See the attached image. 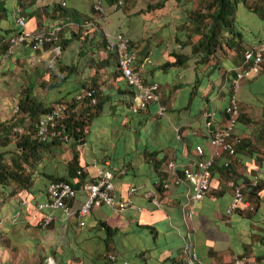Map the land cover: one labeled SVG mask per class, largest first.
Here are the masks:
<instances>
[{
    "label": "crops",
    "instance_id": "obj_1",
    "mask_svg": "<svg viewBox=\"0 0 264 264\" xmlns=\"http://www.w3.org/2000/svg\"><path fill=\"white\" fill-rule=\"evenodd\" d=\"M53 2H62L69 11V15L58 14L55 17V23L61 22L68 28L65 31V38L70 39L77 29L80 31L77 32L78 37L65 46L64 55L59 60V67L56 70H60L63 65L73 66L68 63L69 60L75 61L78 56H83L87 64L81 63L80 68L83 67V71L81 69V73L76 76V82L81 86L85 84L86 87L89 83L97 82L105 96L110 95L113 99L117 97V104L113 101L104 103V113L105 110L111 113V124L115 115L122 126L131 125L135 118L138 121L137 125L154 122L159 128L167 127L172 136L169 140L162 134L163 129H160L159 136L152 140L148 139L150 141L147 144H142V125L139 131L134 129L136 141L132 136L129 143L131 144L129 147L137 148L128 150L125 147L126 152L117 159H111L104 154L110 145H105L103 142L100 147L103 154L100 157L95 156L93 149L88 159L83 156L84 152L81 153L80 161L85 171L89 173V178L86 179H92L101 167H108L114 171L113 196L117 200H126L129 196V188L137 186L138 190L132 204L126 209L120 210L110 205L95 206L80 219L77 210L87 196L85 191H81L72 202L75 213L66 217L60 210H56L54 213L58 218H55L53 226L46 231L44 230L46 227L41 225L45 211L39 210L35 205L46 199L47 185L45 182L34 184L28 197L31 198L33 205L28 207L25 201H21L23 212L20 213V220L29 223L30 228L38 224L43 227L44 237L33 238L36 245L35 252L41 250L42 255L48 254L52 259L54 258L51 253L54 252V256L60 261L63 260L61 261L63 264H233L235 254L245 256L249 264H264V144H256L250 135L246 141L245 154L241 152L233 163L238 181L233 178V171L224 167L225 157L215 158L210 190L198 203L191 218L186 214L190 184L177 183L175 175L168 167L169 175L165 181V189L159 191L158 185L164 182L161 170L165 171V166L158 171L149 164L152 161L147 162L142 154L145 151L143 149L156 150L159 158L168 154L169 161L175 162L180 168L195 160L197 145H202L207 155H210L215 145L210 129L206 127L204 112L207 109H215L220 124L223 120L222 108L224 111L230 100L223 91L218 95L212 94L211 99H207L209 97L207 86L203 90L202 100L195 108H191L190 103L173 107L183 83L164 79L166 74L168 71L176 70L182 77L179 79H183V82L190 86L195 79V66L192 77L189 78L191 73L188 72V66L171 64L175 59L172 51L168 50L169 32L163 34L167 37L166 41L160 35L159 38L153 39L151 35L153 22L144 19L154 20L158 15V18L166 16L165 6L147 12L142 20L139 16L132 19V16L126 15L123 9H113L112 6L107 8L106 3L103 4L104 12H101L98 10L97 0H39L42 4ZM30 23L28 22L27 25L30 26ZM55 23L50 21L48 24L53 27ZM104 31L123 32L136 44L135 67L141 70L145 82L160 83V101L166 107L163 113L158 114L157 103L150 104L146 110L131 111V94L126 90L132 87L128 86L117 68L115 56L109 58V53L105 50L106 40L102 34ZM142 31L144 41H141ZM259 41L256 40L254 44ZM67 48L70 49V53ZM92 58H96L95 62L101 64L100 72L96 75L93 72L94 68L85 72V66L92 61ZM226 63L229 69L233 66L237 67L231 59H226ZM61 74L65 78L70 77L68 70ZM249 80L251 78L245 81ZM242 81V85H247L244 80ZM237 90L238 87L235 92L238 99ZM76 94L78 96L81 92ZM76 102L80 100L77 98ZM128 113L132 114L130 118L127 116ZM240 123L244 124V122ZM248 127L245 125L241 129L237 125L235 132L247 133ZM103 131L105 130L101 128V132ZM262 132L260 130L259 137ZM253 134L256 135L255 132ZM81 146H83L82 150L85 149L87 142ZM127 162H132L134 167L126 169ZM256 174L259 175L260 187L256 190V195L251 196L250 187L253 189L254 186L250 182ZM232 180L247 184L244 193L247 200L254 203V209L249 210L239 206L232 214L227 213L234 196L233 187L229 184ZM150 190L156 193L159 204H155L146 196ZM106 227L111 228L110 233L106 231ZM127 237L136 238L137 241ZM181 250L183 256L180 258ZM54 263L58 264L56 260Z\"/></svg>",
    "mask_w": 264,
    "mask_h": 264
},
{
    "label": "trees",
    "instance_id": "obj_2",
    "mask_svg": "<svg viewBox=\"0 0 264 264\" xmlns=\"http://www.w3.org/2000/svg\"><path fill=\"white\" fill-rule=\"evenodd\" d=\"M118 1L119 0H104V3H106L108 8L109 6L118 3ZM122 1V4H120L117 8L123 9L125 14L131 17V7L134 6L137 0ZM165 1L166 0H158L155 3H149L148 7L153 10L163 8L165 6ZM176 1L177 5H183L184 10L186 11L187 19L180 24V31L176 34V38L174 37V39L182 46L189 45L191 47V53L198 56L195 64V79L190 84L191 88L189 100H194L197 95H200L202 99L203 90L207 86L209 87V84H211V88L209 87V90L211 93L213 92V89L215 88L213 84L214 75L217 67L222 73V80L226 79L229 84L230 98L233 94H235L234 80L237 77L236 68H239L243 65L245 60V51L255 46L253 42H248L245 40V38H243V28L241 25H237L236 19L238 6L242 4V6L248 9L250 12L257 14L261 22L264 23V0H201L199 4L195 6L196 8L190 7L191 1L189 0ZM68 13V9L64 6V4H62V2L42 4L39 3V0H0V58L5 57L7 52L8 54L11 52V47H13L11 38L17 35V33L20 31L19 25L16 22L19 15L22 14L27 18V24L28 22H31L30 20L32 19V26L27 25L29 29L47 31L50 27L48 23L50 21L55 23V17L58 14L69 15ZM4 23H6V25H4ZM55 24L62 25L61 22ZM67 29L68 28L65 26L62 27V30L59 33V41L57 42L61 44V48L63 50L65 49L66 45L78 37V33L80 32L78 31L79 29L75 30L74 32L76 33L73 34L69 39L65 38V31ZM102 34L103 37H105L104 32ZM259 40L260 41L257 44L264 40V36ZM130 45L131 47L137 49L136 44L133 42V40H131V38ZM14 47L26 49V52L30 50H34L36 52H46L49 50L53 51L54 49L53 44H46L43 47H34L33 45H18ZM226 51H231V53L235 56L228 57L225 55ZM219 53H223L225 58L221 60L220 56L217 57ZM18 54H21V50L18 51ZM109 56V58H111L114 56V54L110 52ZM172 56L174 57L175 61L171 62V64H175L180 67H185L186 62L189 59V55L180 53L178 51H172ZM226 59L233 60V62L237 64V67L234 68L233 66L229 69L225 65ZM90 64L92 66L91 69L94 68L93 72L96 75L101 64L95 62L94 58H92ZM217 64L219 65L217 66ZM260 68L261 69L257 75L264 73V61L260 65ZM66 70L70 71V75L73 74L74 77L81 73V68L78 71L76 67L71 65H63L60 67L61 72ZM246 79L250 78H245L244 81ZM253 79L255 80V76L251 77V80ZM82 86L84 88L83 91L95 90V103H92L91 98L87 97V93L85 92V98L80 100V102H76V97L75 99L68 101L67 97L64 96L63 101L65 102L61 103L55 100V104H52V106H47L39 99L32 98L26 93L25 96H22L19 99V105L22 114H17L15 120L12 123L10 121H0V193L5 196L9 204L12 203V206L16 204L15 206L17 213L23 212V207L21 206L22 204H20L21 201L27 202L28 200L31 202V199L28 197L30 195L29 190H31L32 186L34 185V178L33 173L30 172L31 169H27L25 163H27V165L29 164V168H32L30 155L36 156L40 146H42L45 150H49L52 145L57 143H68L64 140L65 136L70 138L69 142H72L71 145L73 146V156L67 164V173L64 175H58L56 177L49 175V179L47 182H45L47 186L53 181L64 180L69 181L78 188L81 181L88 177L89 173L85 171L83 163L80 161L79 153L75 148L78 144L85 145L93 126L92 123L100 115L104 114V103L107 101L112 102L113 99L110 95H104L103 90H100V85L97 82H92V84L89 83L88 87H86L85 84H82ZM128 86L131 87L129 84ZM126 92L129 94L133 93L132 89L130 88L129 90H126ZM262 95H264V92H262ZM58 104L64 105L65 109L56 119L55 127L52 128V131H54L55 134L49 137V141L45 140L43 142L37 137V123L41 117L49 112H52V110H54ZM238 104L240 111L236 118V126L239 124V122H244V124H246V121H248V118L245 117L247 115H244L243 112H241L239 101ZM79 105L81 106L77 108ZM227 106L228 104L226 107ZM226 107L224 108V111L222 108L223 122L225 121L224 115L226 114ZM127 116L130 118L132 114L128 113ZM142 125L143 124L137 125L135 130L139 131V128H141ZM16 126L19 127L18 129L22 127V130H17ZM261 130L264 131V128ZM235 133L237 134L239 141H234V153L230 154L228 151L221 149L216 159L221 157H225L226 160L230 159V163L227 166L224 165V167L233 171V178L238 181V176L235 175V166L233 163L241 152L245 154L244 151L246 150V141L249 139V137L248 133L246 132H243L242 134L237 132ZM261 134L262 135L260 137L258 136L259 140L264 141L263 132ZM13 138H15V143L11 146L9 142L12 141ZM1 146L6 148L3 149ZM166 149L168 148H165V150ZM143 151L144 152L142 154L145 156V160L147 162L152 161L149 164H152L155 168H157L158 171H160L162 166H165V171L161 170V176L163 177L164 182L158 185V190L160 191V189H165V181L169 175L167 168L169 167L170 159L168 158V154L164 155L162 158H159L156 155V150L143 149ZM33 160H35V158ZM132 167H134L132 162L126 163V169L129 170ZM78 171L81 173L79 174ZM182 173V169L178 170L179 175H182ZM258 187H260L258 184L254 186L253 189L250 187L251 196L256 195V190ZM1 205L3 204L0 202V206ZM37 206L38 203H36L35 207ZM254 208L255 206H253V209ZM53 223L54 221L51 224L53 225ZM110 229V227H106V231L109 233ZM0 238V246H6L9 250V253H14V250L18 251V248L15 247V244L13 245V242H10L6 237V239H4V233L1 230ZM9 247H12V249ZM51 256H53L54 260H56L58 264H63V260H61L62 262L60 259L58 260L54 256V252L51 253ZM173 260H175V258H173ZM6 264L10 263L6 262Z\"/></svg>",
    "mask_w": 264,
    "mask_h": 264
},
{
    "label": "rangeland",
    "instance_id": "obj_3",
    "mask_svg": "<svg viewBox=\"0 0 264 264\" xmlns=\"http://www.w3.org/2000/svg\"><path fill=\"white\" fill-rule=\"evenodd\" d=\"M156 1L158 0H137L134 6L131 7L132 11H130V13L132 19L139 16L143 20L144 14L149 11L155 10L148 7V4L151 2L155 3ZM189 1H191L190 7H195L201 0ZM165 10V13L168 15V17L166 15L160 16V18H158V15L154 20H144H147V22H153V25L151 26V35H153V39L159 38L160 35L162 36L164 41H166L167 37L163 34L165 32H169L168 50L178 51L180 53L189 55V61L186 62V66H188V72L191 73V75L189 76V78H191L193 74V68L198 59V56L191 53V47L189 45L182 46L174 39V37L176 38V34L180 31V24L187 19L186 11L184 10L183 5H177L176 0H166ZM30 21L31 23H33L32 19ZM236 21L237 25H241V27L243 28V38H245L246 41L255 43V40L263 38L264 23L261 22L257 14L250 12L248 9L243 7L242 4L238 6ZM31 23L30 26H32ZM4 25H6V23H4ZM141 41H144L143 31L141 32ZM53 48V51L49 50L46 52H36L34 50H30L26 52V49L13 46L11 47V52L9 53L11 55H9L7 52L5 57L0 58V121H10L12 123L15 120L17 114H22L19 105V99L22 96H25L26 93L29 94L32 98L39 99L47 106H52V104H55L56 101L65 102L63 101L64 96L67 97L68 101H71L75 99V97L77 96V92H81V94H83L84 96V93L88 91H83L84 88H82V86L78 82H76L77 79L73 74H71L70 77L66 79L65 77H63V73L61 74L60 70H56V68L59 67L58 62L64 55V52L62 51L63 49L61 48L60 43L53 44ZM19 50H21V54H18ZM56 50L59 53H57ZM67 50L69 51L68 53H70V49L67 48ZM225 55H227L228 57L235 56L231 53V51H226ZM218 56L221 57V60L225 58L223 53H219L217 57ZM55 57H58V59H56ZM94 60L96 61V58ZM68 63L73 64V66L76 67L78 71L80 70L81 63L87 64L85 63V58L83 56H78L75 61L70 59ZM218 65L219 64H217V66ZM225 65L227 66L228 64L225 63ZM91 67L92 66L89 61L88 65L85 66V72L89 71ZM237 69L238 67L236 68V70ZM99 72L100 70L98 69V73ZM180 77V74H178L176 70H172L168 71L164 78L166 80H175L183 83L181 92L178 98L175 100V104L173 107H180V105L190 103L191 108H195L202 100L201 96L197 95L194 100L190 101L189 99L191 87L189 85H186L185 82H183V79H179ZM84 81L85 80H83V82ZM245 82L247 83V85H242L243 83H241L238 86L237 90L241 112H243L244 115L246 114L247 116L245 117L248 118V121H246L247 123L245 124L246 126H249L247 128V133H250L248 134V137H250L251 135L256 144L261 145L264 144V141L259 140L258 134L260 130L264 128V95H262V92H264V73L257 75L255 77V80L253 79ZM213 84L215 86L213 92H209L210 90L207 92L209 93V99H211L212 94L218 95L221 91L229 96V84L226 79L222 80V73L218 69V67L216 68ZM209 87L211 88V84H209ZM172 93L173 92H171V94ZM83 98H85V96ZM83 98L79 100H82ZM113 103H118V99L116 96L113 99ZM80 106L81 105H79L77 108H79ZM106 108L108 107L106 106ZM105 111L106 112L104 114L100 115V117L94 120V124L92 123V132H90L91 134H89L87 138V149L85 147V149L82 150L81 147L83 146H81L80 144L76 146L75 149L78 151L80 159L82 156L81 153L83 154V152V156L85 158H90V152H92V149L95 153V156L100 157L103 154L100 151L101 142H103L105 145H110L108 150L104 154H106L111 159H117L122 155L123 152H126L124 151L125 147L128 150H135L137 148L129 147L131 145L129 143L132 136L136 141L134 127L135 125H137V119L134 118L131 125L122 126V123L118 122V117L116 118L115 115L114 120L111 124V113H109L108 110ZM245 125L243 123H240L238 124V128L242 129ZM16 128L17 130H22V127L18 129L19 127L16 126ZM101 128L105 131L101 132ZM160 129H163L162 134L170 140V136H172V134L167 127H165V129L164 126L159 128L158 126H156V124H154V122H149V124L143 125L141 129L142 144H147L150 140L159 136V131H161ZM253 132H255L256 135H254ZM101 134H103L104 136H101ZM112 135L113 137H111ZM148 139L150 140L148 141ZM69 141H67L68 143L61 142L52 145L49 150H45L42 146H40L36 156L30 155L32 168H29V164L27 165V163H25V165L27 166V169H31L30 172L33 173L34 184L37 185L39 184V182H47V180L49 179V175L56 177L58 175H64L67 173V164L73 156V146L71 145L72 142ZM14 143L15 138H13V140L9 142L11 146ZM1 148L5 149L6 147L1 146ZM34 158L35 160H33ZM0 202L3 204L0 206V230L4 233V239L7 238L10 242H13V245L15 244L16 248H18V251L14 250V253L11 254L9 253V250L6 246H0V264H6V262H9L10 264H55V260L49 257L48 254L42 255L41 250L39 249L38 250L40 252H35L36 245L33 242V238L44 237L45 235L42 232V224L34 225L30 228L29 223L20 220V213H17L16 211V204L14 206H12V203L9 204L2 193H0ZM27 206H31V202L28 200ZM57 218L58 217L56 216V219ZM52 226V224H49L46 228H44V230L47 231ZM133 235L136 236L135 233H133ZM142 235L144 236V234ZM128 238L132 239V241H137L136 238L127 237V239ZM24 243H26L30 247L25 246L26 244L24 245ZM9 248L12 249V247ZM179 255L180 258L183 256L182 250Z\"/></svg>",
    "mask_w": 264,
    "mask_h": 264
},
{
    "label": "built area",
    "instance_id": "obj_4",
    "mask_svg": "<svg viewBox=\"0 0 264 264\" xmlns=\"http://www.w3.org/2000/svg\"><path fill=\"white\" fill-rule=\"evenodd\" d=\"M122 0L112 5L113 9L122 4ZM98 10L104 12V0H97ZM20 31L17 35L11 38L13 46L18 45H33L34 47H43L46 44H55L59 41V33L62 30V25L56 24L50 27L47 31H38L27 27V18L24 15H19L16 20ZM106 40V51L115 55L118 63V68L126 80L132 87L130 97V109L133 112L146 110L150 104H158V113L165 111L166 107L161 103V86L159 82L147 83L142 78V72L135 67V59L137 50L130 45V38L123 32L111 33L104 31ZM58 53V51L56 50ZM245 60L237 72V77L234 80L235 92L237 87L245 78L256 76L260 71V65L264 61V40L255 45L251 49H247L244 53ZM252 61V62H251ZM87 96L91 98L92 103L96 102L95 90H88ZM83 94L77 96L78 99L83 98ZM225 121L219 124L217 121V111L215 109L205 110V124L212 135V140L215 149L210 155H207L202 145H197L195 148L196 158L188 165L178 167L175 162L169 163V169L175 175V181L188 182L190 184V195L186 214L189 218L194 215L198 203L204 198L210 190V180L212 177V166L215 158L219 155L220 150L228 151L233 154L235 151L234 141H239L235 133L236 118L239 114L238 99L233 94L230 97L228 106L226 107ZM65 106H58L40 118L37 123V137L41 141L48 140L55 132L52 128L55 127L56 119L60 116ZM214 127V129H213ZM212 129V131H211ZM65 142L69 141V137L65 136ZM230 159H227L224 165H228ZM182 169V175L178 174V170ZM80 174L81 172L78 171ZM113 178L114 171L110 168L101 167L92 179L81 181L79 187H75L69 181H53L47 186V197L43 202L38 203L39 210H45L41 224L47 227L56 218L55 211L60 210L64 216H70L75 213L72 209V202L81 191L87 193L86 199L83 201L80 208L77 210V215L81 219L86 216L95 206L110 205L116 209H126L132 204L133 197L137 193V186H131L128 190L129 196L126 200H117L113 196ZM259 182V175L256 174L250 184L256 186ZM229 184L233 187V200L227 208V213L232 214L239 206L252 210L253 205L245 196L247 184L245 182L230 181ZM148 199L155 204H159L158 197L154 191L146 193ZM27 204V202H25ZM233 264H249L245 256L235 254L233 256Z\"/></svg>",
    "mask_w": 264,
    "mask_h": 264
},
{
    "label": "clouds",
    "instance_id": "obj_5",
    "mask_svg": "<svg viewBox=\"0 0 264 264\" xmlns=\"http://www.w3.org/2000/svg\"><path fill=\"white\" fill-rule=\"evenodd\" d=\"M137 50V49H136ZM115 56V55H114ZM117 61V60H116ZM117 68H118V63H117ZM119 69V68H118ZM182 168V167H181ZM180 170V169H179Z\"/></svg>",
    "mask_w": 264,
    "mask_h": 264
},
{
    "label": "bare ground",
    "instance_id": "obj_6",
    "mask_svg": "<svg viewBox=\"0 0 264 264\" xmlns=\"http://www.w3.org/2000/svg\"><path fill=\"white\" fill-rule=\"evenodd\" d=\"M207 104V103H206Z\"/></svg>",
    "mask_w": 264,
    "mask_h": 264
}]
</instances>
